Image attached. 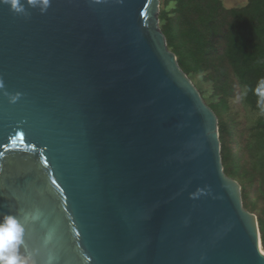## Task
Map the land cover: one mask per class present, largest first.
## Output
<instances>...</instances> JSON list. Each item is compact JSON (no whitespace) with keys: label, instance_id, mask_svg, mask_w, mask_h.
Returning <instances> with one entry per match:
<instances>
[{"label":"water","instance_id":"water-1","mask_svg":"<svg viewBox=\"0 0 264 264\" xmlns=\"http://www.w3.org/2000/svg\"><path fill=\"white\" fill-rule=\"evenodd\" d=\"M160 12L0 0V221L23 224L35 264H264Z\"/></svg>","mask_w":264,"mask_h":264},{"label":"trees","instance_id":"trees-1","mask_svg":"<svg viewBox=\"0 0 264 264\" xmlns=\"http://www.w3.org/2000/svg\"><path fill=\"white\" fill-rule=\"evenodd\" d=\"M162 6L168 49L216 99L208 106L218 118L224 172L240 184L244 208L257 217L264 253V111L254 94L264 78V0L231 9L222 0H164ZM247 108L258 114L252 125Z\"/></svg>","mask_w":264,"mask_h":264},{"label":"clouds","instance_id":"clouds-1","mask_svg":"<svg viewBox=\"0 0 264 264\" xmlns=\"http://www.w3.org/2000/svg\"><path fill=\"white\" fill-rule=\"evenodd\" d=\"M6 2L11 4L12 0ZM254 94L258 97L257 107L264 111V78L258 81ZM24 231L23 224L16 216L5 215L0 221V264H35L30 255H23L19 251L23 244Z\"/></svg>","mask_w":264,"mask_h":264},{"label":"rangeland","instance_id":"rangeland-1","mask_svg":"<svg viewBox=\"0 0 264 264\" xmlns=\"http://www.w3.org/2000/svg\"><path fill=\"white\" fill-rule=\"evenodd\" d=\"M161 1V8L162 6V2L164 0H160ZM224 7L227 9H231L234 7H243L247 4L248 0H222ZM193 84L195 85V87L198 89V91L201 93L205 103L207 105H211L214 104L216 102V99H213L210 95V86L208 84H204L201 79L199 77L196 78V81H192ZM201 88V89H200ZM203 91V93H202ZM248 112L246 114V118L248 121L249 125H252L255 121V119L257 118L258 114L257 113H252L250 112V110L247 108Z\"/></svg>","mask_w":264,"mask_h":264},{"label":"snow or ice","instance_id":"snow-or-ice-1","mask_svg":"<svg viewBox=\"0 0 264 264\" xmlns=\"http://www.w3.org/2000/svg\"><path fill=\"white\" fill-rule=\"evenodd\" d=\"M45 2L47 3V0H45Z\"/></svg>","mask_w":264,"mask_h":264}]
</instances>
